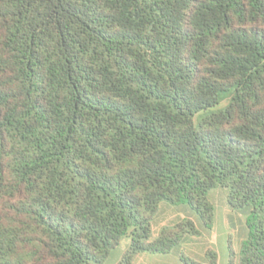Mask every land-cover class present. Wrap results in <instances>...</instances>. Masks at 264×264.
I'll return each mask as SVG.
<instances>
[{"label": "trees", "instance_id": "trees-1", "mask_svg": "<svg viewBox=\"0 0 264 264\" xmlns=\"http://www.w3.org/2000/svg\"><path fill=\"white\" fill-rule=\"evenodd\" d=\"M216 188L264 264V0H0V264L170 253Z\"/></svg>", "mask_w": 264, "mask_h": 264}, {"label": "rangeland", "instance_id": "rangeland-1", "mask_svg": "<svg viewBox=\"0 0 264 264\" xmlns=\"http://www.w3.org/2000/svg\"><path fill=\"white\" fill-rule=\"evenodd\" d=\"M198 117L195 116V119ZM215 208L214 225L211 234L198 239L189 238L167 254L140 253L137 255L135 264H183L180 254L196 257L202 254L205 244L211 245L218 254V264H228L229 249L238 252L240 242L247 232L246 215L232 211L225 202V191L216 188L210 193ZM187 207L184 205H171L164 209L158 224L168 222L176 216H187ZM128 238L124 237L119 245L110 253L109 257L101 264H115L125 251Z\"/></svg>", "mask_w": 264, "mask_h": 264}]
</instances>
